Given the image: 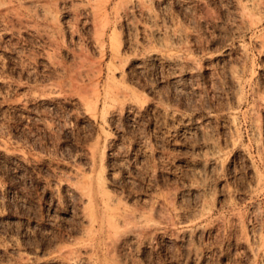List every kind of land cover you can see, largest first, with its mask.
<instances>
[{
    "label": "rangeland",
    "instance_id": "obj_1",
    "mask_svg": "<svg viewBox=\"0 0 264 264\" xmlns=\"http://www.w3.org/2000/svg\"><path fill=\"white\" fill-rule=\"evenodd\" d=\"M0 264H264V0H0Z\"/></svg>",
    "mask_w": 264,
    "mask_h": 264
}]
</instances>
